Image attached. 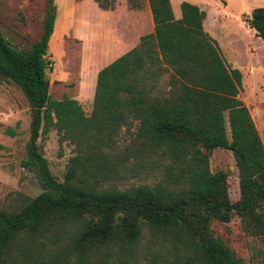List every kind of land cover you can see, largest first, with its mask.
<instances>
[{
    "label": "trees",
    "instance_id": "obj_1",
    "mask_svg": "<svg viewBox=\"0 0 264 264\" xmlns=\"http://www.w3.org/2000/svg\"><path fill=\"white\" fill-rule=\"evenodd\" d=\"M92 1L102 10L116 5ZM146 1L152 31L97 70L88 115L75 99L48 94L53 0H45L41 32L26 48L0 32V86L15 85L28 106L19 165L40 189L34 196L9 192L0 202V264H264V146L237 97L241 74L225 64L196 5L181 1L174 18L169 0ZM242 21L264 44V6ZM121 129L131 136L117 151ZM50 130L74 152L61 181L37 144ZM215 148L232 155L234 201L226 173L209 169ZM143 158L160 167L154 182L121 189L107 182ZM233 216L258 241L248 263L209 228Z\"/></svg>",
    "mask_w": 264,
    "mask_h": 264
},
{
    "label": "rangeland",
    "instance_id": "obj_2",
    "mask_svg": "<svg viewBox=\"0 0 264 264\" xmlns=\"http://www.w3.org/2000/svg\"><path fill=\"white\" fill-rule=\"evenodd\" d=\"M187 1V0H185ZM203 9L207 11L209 21L216 15L221 18L222 6L218 0H198ZM122 8H129L126 0H115ZM231 11L227 10L230 26H238L234 18L233 8L238 0H228ZM244 11L251 7L264 6V0H240ZM45 0H0V32L4 38L17 49H24L36 40L41 32L42 17ZM115 8V7H114ZM89 12L90 8L86 7ZM245 14V13H244ZM243 14H241L242 20ZM227 23V25H229ZM93 26L83 24L80 33H65L63 39L54 40L52 37L46 49L45 59L50 66L46 70L48 80V94L53 99L67 96L75 99L81 106L85 115L91 108V99L95 78L94 72L100 69L104 62L99 61L100 56L93 54L94 46L103 43L94 40ZM246 41L255 55L252 62L242 53L238 60L250 70L243 71V97L254 106L249 107V113L256 126L257 133L264 146V52L258 37H248ZM110 47L109 55L116 53ZM98 56V57H97ZM253 68V70H251ZM89 73L88 77L87 74ZM261 86V87H260ZM17 123V125H15ZM29 114L27 103L20 90L12 83H3L0 86V202L4 201L9 192L17 191L27 196L36 195L40 189L32 174L24 170L19 161L24 157L25 143L28 138ZM10 127L14 135L5 133ZM131 131V129H130ZM130 131L120 130L115 141L116 150H122L128 144ZM37 144L48 168L53 176L61 181L66 169L68 159L74 154L72 145L67 141L58 144L55 130H50L37 139ZM151 159V158H150ZM142 164L107 180L117 188H127L137 184H151L160 177V167L155 166L148 159L143 158ZM210 171L223 170L227 177V193L231 201L237 199V178L234 161L229 150L212 149L208 155ZM209 228L214 236L219 237L237 257L248 263L252 253L258 247V241L244 234L236 216L222 223L216 220L209 222Z\"/></svg>",
    "mask_w": 264,
    "mask_h": 264
},
{
    "label": "crops",
    "instance_id": "obj_3",
    "mask_svg": "<svg viewBox=\"0 0 264 264\" xmlns=\"http://www.w3.org/2000/svg\"><path fill=\"white\" fill-rule=\"evenodd\" d=\"M181 1L185 0H169L174 18H179L180 16L179 3ZM187 2L196 5L204 12L205 15L202 20L203 30L216 43L225 64L240 72L241 89L237 97L244 103L249 112V107L254 106L255 103L252 104V102L243 97V71H249L250 67H244L243 63L238 60L240 53L249 59L250 62L255 58L249 42L245 39V35L253 38L256 36L243 23L240 17L241 14L247 13V11H244L240 7L242 4L238 0L237 6L233 8L235 22L238 26H230L232 25L228 23L230 16L226 11H231L232 9L229 6L228 0H225V4L219 1L222 6L221 18L219 15H216V19L215 16L212 17L211 22L209 21L207 11L203 9L198 0H187ZM53 5L55 8L54 19L46 49L50 47L49 43L53 36L54 40H58L59 37L63 39L64 34L68 32L78 35L80 33V26L92 24L95 31L94 40L103 42L99 44V47L94 46L93 54L100 56L99 61L104 62L103 66L133 47L140 35L152 31V21L146 0H142L140 6L136 8H122L117 2L115 8L109 10L98 8L92 0H53ZM86 7L90 8L89 12ZM257 41L260 45H263L264 52L263 42L260 39ZM110 47L117 50L116 53L109 55ZM96 72H94L93 78H95Z\"/></svg>",
    "mask_w": 264,
    "mask_h": 264
},
{
    "label": "built area",
    "instance_id": "obj_4",
    "mask_svg": "<svg viewBox=\"0 0 264 264\" xmlns=\"http://www.w3.org/2000/svg\"><path fill=\"white\" fill-rule=\"evenodd\" d=\"M243 23L245 24V22L243 21Z\"/></svg>",
    "mask_w": 264,
    "mask_h": 264
}]
</instances>
